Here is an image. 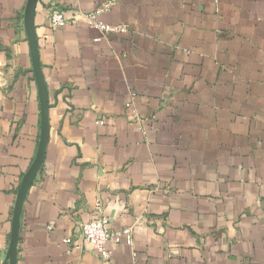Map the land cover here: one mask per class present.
Listing matches in <instances>:
<instances>
[{"label": "crops", "instance_id": "0c3cea01", "mask_svg": "<svg viewBox=\"0 0 264 264\" xmlns=\"http://www.w3.org/2000/svg\"><path fill=\"white\" fill-rule=\"evenodd\" d=\"M27 3L0 0V264L43 92L16 264H264V0H37L42 86ZM52 7L129 30L51 28ZM97 208L132 229L107 260L75 234Z\"/></svg>", "mask_w": 264, "mask_h": 264}, {"label": "built area", "instance_id": "2783aa9c", "mask_svg": "<svg viewBox=\"0 0 264 264\" xmlns=\"http://www.w3.org/2000/svg\"><path fill=\"white\" fill-rule=\"evenodd\" d=\"M102 9H97L88 13H74L73 16L67 18L63 12L57 8L52 7L48 13V23L51 28H60L67 25L70 22L83 21L90 27L96 28L101 34H124L127 33L129 28L126 24H110L99 20L97 17ZM101 37H97L94 40L99 41ZM132 98L135 93H131ZM126 106H130V103H126ZM98 124H103V120H98ZM94 217L87 221H82L78 224V228L75 231L76 238L82 242L91 245L92 250L96 252L99 258L107 260L110 257V252L107 249L108 241L114 243L120 242V235L124 234L126 242L132 244V229L124 228L121 231H115L112 229L109 219L101 212L99 208L96 209ZM66 243H71V238L64 240ZM3 250L0 247V261L2 260Z\"/></svg>", "mask_w": 264, "mask_h": 264}, {"label": "water", "instance_id": "95a60500", "mask_svg": "<svg viewBox=\"0 0 264 264\" xmlns=\"http://www.w3.org/2000/svg\"><path fill=\"white\" fill-rule=\"evenodd\" d=\"M37 0H28L27 3V20L29 22L28 25V35L31 42V52L33 57V63H34V69L36 72L37 79L39 80L41 86V73H40V67H39V61H38V50L37 45L35 41V34L34 29L32 26V17L33 12L35 9ZM48 101L46 98L45 92L42 93V98L40 102V117H41V135L40 140L37 148V152L35 155V158L33 160V163L28 170L26 177L24 178L22 185L19 190L18 199L16 202V206L14 209V219H13V226H12V232H11V239L8 249V258H9V264H16V254H17V244L19 239V221H20V214L22 210V204L26 195V192L28 190V187L32 183L34 177L37 174V171L39 170L45 154V148L48 138V129H49V120H48Z\"/></svg>", "mask_w": 264, "mask_h": 264}]
</instances>
